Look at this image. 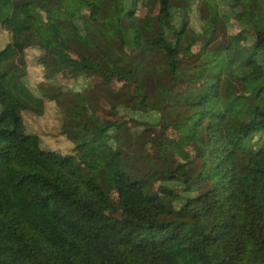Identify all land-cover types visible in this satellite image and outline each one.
Here are the masks:
<instances>
[{
	"label": "trees",
	"instance_id": "trees-1",
	"mask_svg": "<svg viewBox=\"0 0 264 264\" xmlns=\"http://www.w3.org/2000/svg\"><path fill=\"white\" fill-rule=\"evenodd\" d=\"M12 1L29 7L31 20L8 29L0 49V264H264V0ZM141 1L147 30L170 56L167 71L155 79L158 108L147 104L137 75L147 55L136 14ZM53 10L63 15L58 28L50 22ZM171 28L200 40L180 49L164 38ZM61 62L102 77L114 94L139 97L138 111L159 114L160 134L157 122L132 117L135 110L124 105L112 107L98 92L102 112L114 121L96 130L74 121L88 109L81 93L70 85L54 90L42 78L63 69ZM64 100L73 104L56 134L70 141L69 152L60 154L26 132V118H42L49 104ZM251 101L260 103L254 115L261 119L226 139L223 117L235 103ZM188 109L202 116L183 143L204 140L213 149L216 134L227 153L249 152L253 163L243 176L213 153L180 164L170 175L183 185L180 193L159 192L181 195L182 202L161 221L150 216L157 206L146 183L123 169L144 145L128 156L120 137L149 133L159 144L170 134L162 131L166 113ZM113 136L115 145L108 143ZM159 152L164 158L162 147ZM111 194L119 208L107 217Z\"/></svg>",
	"mask_w": 264,
	"mask_h": 264
},
{
	"label": "rangeland",
	"instance_id": "rangeland-1",
	"mask_svg": "<svg viewBox=\"0 0 264 264\" xmlns=\"http://www.w3.org/2000/svg\"><path fill=\"white\" fill-rule=\"evenodd\" d=\"M67 1V0H61ZM146 5L141 1L137 7V22L141 31L143 32L144 42L147 49L146 58L139 63L137 69L138 80L141 86L146 91L147 104L153 107L160 106V97L155 85V79L162 77L167 71V62L169 61V52L166 47L159 44V36L153 31L147 30V22L145 20ZM30 9L26 6H16L12 0H0V49L5 45L7 41V30L11 28H22L30 22ZM63 15L60 10H53L50 12V22L54 28H58L63 22ZM173 28L170 31H166L164 38L167 42L175 44L180 49L197 44L199 37L193 32H180L178 29ZM6 35V36H5ZM79 41L87 47L92 48L93 42L90 38L80 37ZM92 45V46H91ZM24 53L19 56V61L24 60ZM63 69L55 71L53 74L46 72L47 77L42 75V78L52 85L54 90L64 85L75 86V88L81 93V99L85 100L88 105L87 110H82L77 117H74V121L85 123L90 129L96 130L99 125L111 123L115 117L105 116L102 112L101 104L103 98L98 94H102L112 104V107H116L121 104L131 109H134L136 114L131 115L138 119L157 122V134H160L159 114L156 113V118H153L152 112L138 111L141 109V99L139 97H133L128 94H124L120 91L117 94L113 92V86L108 83L102 77L96 74L87 72H81L79 67L75 64L68 62H61ZM252 85V84H251ZM14 100L19 103L17 94L9 89ZM98 92V93H97ZM75 103V102H74ZM73 103H68L65 100L61 103L52 102L49 104V110L46 116L42 118L29 117L26 118V132L32 133L39 137L40 146L45 150L56 151L60 154H67L69 152L70 141L64 136H57L60 131V123L62 119L69 116L68 108ZM260 103L255 101L245 103H235L228 114L222 119L221 130L226 135L227 133H236L239 128H247L251 123L260 120L257 115V107ZM140 113V114H139ZM139 114V115H138ZM201 113H196L192 109H188L184 114L178 116L174 113H166L167 127L162 131H166L170 134L162 139L161 142L156 143V136L149 133L135 135L133 137L130 131L122 133L120 140L125 146L127 154L134 151L136 148L144 145V150L141 156H134L128 158V161L123 165L124 171L128 173L131 179H139L144 181L145 194L148 198L154 197L155 204L157 206L150 216L152 218L164 221L169 218V212L173 211L182 202V196L177 198L166 197L159 192L160 187L176 188L175 191L180 193L183 185L179 182H175L171 179L170 175L176 170V168L194 157L209 155L210 153L218 154L223 157V163L227 168H234L241 176L246 175L253 163L252 154L246 151H237L234 153H227L223 148L224 139L218 135H214L210 144L213 149L207 147L205 142L209 144V141L202 140L198 142L195 139H191L187 143H183L184 135L192 128L193 123L201 118ZM203 122L200 123L199 127ZM241 126V127H239ZM172 129L174 132H172ZM264 134V125L261 130ZM111 134V133H109ZM125 136V137H124ZM116 136L111 137L108 143L115 145ZM163 148L165 157L160 154L159 149ZM182 194L187 197H193L196 193L183 191ZM111 205L108 207L106 216L115 214L119 208L116 199H112V194L109 195ZM112 209V210H111ZM117 215V214H116Z\"/></svg>",
	"mask_w": 264,
	"mask_h": 264
},
{
	"label": "crops",
	"instance_id": "crops-1",
	"mask_svg": "<svg viewBox=\"0 0 264 264\" xmlns=\"http://www.w3.org/2000/svg\"><path fill=\"white\" fill-rule=\"evenodd\" d=\"M5 36H6V35H5ZM3 47H4V46H3ZM3 47H2V48H3ZM2 48H1V49H2Z\"/></svg>",
	"mask_w": 264,
	"mask_h": 264
}]
</instances>
